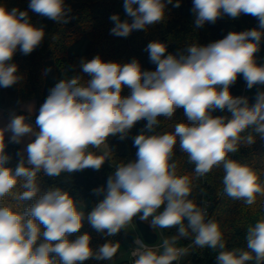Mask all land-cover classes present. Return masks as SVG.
<instances>
[{
    "label": "clouds",
    "instance_id": "obj_1",
    "mask_svg": "<svg viewBox=\"0 0 264 264\" xmlns=\"http://www.w3.org/2000/svg\"><path fill=\"white\" fill-rule=\"evenodd\" d=\"M168 4L172 0H124L131 22L111 15L110 34L126 38L133 30H147L165 19ZM173 7H180V0ZM29 9L60 24L72 19L65 0H30ZM192 11L196 28L214 24L224 15L237 19L241 14L255 17L258 27L229 32L206 46L189 44L177 54L167 53L163 42H150L145 51L156 65L154 71L144 70L135 58L127 63L106 62L99 55L82 58L80 69L90 79L75 75L58 81L36 116L38 131L26 115L14 113L0 128V202L9 194L22 202L34 201L22 212L0 204V264L113 259L120 248L118 241L94 249L88 233L69 239L82 228L85 212L60 187L41 194L39 176L55 179L89 168L99 171L105 161L113 162L109 137L119 134L121 140L126 139L141 120L146 121L144 131L133 138L136 159L115 164L106 186L92 190L103 199L87 214L91 226L115 236L138 216L153 230L175 229V235L164 238L158 249L136 237L133 264H180L190 255L189 248L206 247L216 252V264H264V218L247 227V250L228 249L219 223L190 198L192 180L178 175L173 159L178 144L195 165L196 178L222 168L224 192L231 199L251 207L258 196L264 197V182L255 170L230 155L241 145H253L256 136L264 138V91L256 94L251 105L247 96L230 91L241 75L247 89L264 85V65H258L255 58L264 37V0H193ZM45 37L44 28L33 25L27 10L0 5V88L23 79L12 62L16 52L31 54ZM125 87L130 90L127 96L122 95ZM178 109L183 110L184 121L171 132L157 131L160 118L171 119ZM216 110L230 116H213ZM9 132L10 142L16 144L26 135L34 136L27 144L26 157L24 150L17 153L20 159L14 169L6 166L11 159L5 152ZM18 183L23 191L15 193ZM190 236L191 245H179Z\"/></svg>",
    "mask_w": 264,
    "mask_h": 264
},
{
    "label": "trees",
    "instance_id": "obj_2",
    "mask_svg": "<svg viewBox=\"0 0 264 264\" xmlns=\"http://www.w3.org/2000/svg\"><path fill=\"white\" fill-rule=\"evenodd\" d=\"M72 11V19L66 24L54 22L29 9L30 0H0V5H5L9 10L19 8L27 10L31 22L36 27H43L46 37L42 44L31 54L24 55L19 50L13 57L14 63L18 65L19 73L23 75L20 83L16 84L17 101L27 102L30 99L45 101L49 90L61 79L80 75L88 80L90 77L82 73L80 60L82 58L91 60L99 55L104 61H115L120 63L130 62L132 59L139 60L144 70L154 71L156 65L149 59V53L145 51L146 46L153 41H160L167 45V53H182L189 44L197 43L206 46L211 42L223 39L225 35L213 23H206L200 28L194 25L193 0H180V7H173L177 0H172V4L166 7L165 19L160 23L151 25L147 30H133L126 38L117 37L110 34L114 27V22L110 16L118 14L121 20H129L124 10V0H65ZM216 22H225L235 32L249 30L258 27V21L251 15L241 14L239 18L232 19L227 15L222 16ZM86 43L81 51L74 52L72 46L79 43ZM166 53V55H167ZM258 65H264V37L260 43V51L255 54ZM51 68L55 78L54 85L47 87L48 71ZM48 88V91H47ZM230 91L234 96H247L249 104L255 103L256 94L264 91V85H256L252 89H247L246 82L242 75L231 86ZM130 90L125 87L122 95H129ZM213 116H230L227 111L216 110ZM183 110L178 109L171 119L160 118V125L157 131L171 132L177 123L184 121ZM146 121L141 120L130 130L126 139L121 140L119 134L109 137L108 143L113 150V162L105 161L99 171L91 168L74 172L69 177L62 174L55 179L40 174L39 186L41 194L52 187H60L75 197L79 206L85 212L82 228L78 233H73L69 239L74 240L78 235L90 234L91 246L95 249L108 241H118L120 244L126 239L133 238L131 233L122 229L115 236H108L105 232H97L87 220V214L91 212L95 204L103 199V196L95 195L92 190L100 186H106L107 178L115 168L114 165L121 162H128L136 159V147L133 146V138L144 131ZM248 131H251L249 129ZM247 133H242L246 135ZM254 136L256 134L252 133ZM7 147L5 152L11 159L6 165L15 168L20 157L19 144L10 142L5 138ZM173 159L178 163V175H188L193 184L192 196L195 202L201 206L204 195H211L213 204L210 207L208 218L215 219L221 228L224 240L228 249H246L245 234L249 225L261 218H264V197H257L255 205L249 207L242 201L233 200L224 192L222 178L224 175L222 168H214L202 177L196 178L194 173L195 165L188 162L186 153L179 150V145L174 149ZM231 158L241 163L247 164L257 173L261 182H264V138L256 136V142L251 146L241 145L239 151L230 154ZM67 177V178H66ZM22 183V181L20 182ZM23 189L18 183L13 192L19 193ZM34 201H19L9 194L0 204L11 207L14 211H23ZM43 231V226H41ZM166 237L175 235V229H162ZM43 237H41V240ZM192 242L189 238H182L180 246H188ZM187 260L191 264H216V252L210 248H191ZM116 255L111 261L96 260L90 258L82 264H128V260H118ZM186 260V261H187ZM254 264V262H249Z\"/></svg>",
    "mask_w": 264,
    "mask_h": 264
},
{
    "label": "rangeland",
    "instance_id": "obj_3",
    "mask_svg": "<svg viewBox=\"0 0 264 264\" xmlns=\"http://www.w3.org/2000/svg\"><path fill=\"white\" fill-rule=\"evenodd\" d=\"M216 27L226 36L229 32H233V30L228 26L225 22H215L214 23ZM86 43H79L74 46H72V49L74 52L81 51L85 48ZM51 69V68H50ZM48 79H47V87H50L54 85L55 78L53 76V71H48ZM48 91V88H47ZM16 94V100H17V90L16 85H13L9 88H0V104L2 106H5L6 108L14 109L16 105V100L14 99V96ZM48 96V94H47ZM46 96V98H47ZM83 209V208H82ZM81 209V210H82ZM126 230L131 233L132 238L135 239L137 236H140L139 230L136 227V225L132 222L130 223ZM132 240L130 238H126L121 244L119 248V253L117 256L118 260H128L131 259V248H132ZM185 264H191L188 260L185 262Z\"/></svg>",
    "mask_w": 264,
    "mask_h": 264
},
{
    "label": "crops",
    "instance_id": "obj_4",
    "mask_svg": "<svg viewBox=\"0 0 264 264\" xmlns=\"http://www.w3.org/2000/svg\"><path fill=\"white\" fill-rule=\"evenodd\" d=\"M14 99L16 100V94L14 96ZM43 103L44 101H39L38 99L35 98L30 99L27 102H18L16 100V105L14 109L6 108L5 106H2L0 104V128L5 127L9 123L11 116L14 113L16 115H26L28 117L29 122L33 124L35 130L38 131L39 129L35 126V120H36V116L39 114V109ZM29 106L32 107L31 112H29ZM10 136H11L10 132L5 134V138L10 139ZM33 139L34 136L26 135L23 138L22 142L19 144L20 151L24 150L25 157L27 155L26 152L27 144L30 143ZM90 150L96 151L95 149H90Z\"/></svg>",
    "mask_w": 264,
    "mask_h": 264
},
{
    "label": "built area",
    "instance_id": "obj_5",
    "mask_svg": "<svg viewBox=\"0 0 264 264\" xmlns=\"http://www.w3.org/2000/svg\"><path fill=\"white\" fill-rule=\"evenodd\" d=\"M202 178H203V180L205 181V176L202 177ZM212 204H213V198H212V196H211V195H204L203 198H202V201H201V206H202V207H206V209H207V213H208V214H209V210H210V207L212 206ZM149 219H151V217H150ZM185 223H187V220H185ZM154 231L157 233V241H156L155 243H152V244L147 243V242H145V243H147L148 246H149V247H152L153 249H158V248H160V245H161V243H162V240H163L164 238H166V236L164 235V232H163L162 229H155ZM137 237L142 238L141 235H140V236H137ZM142 239H143V238H142ZM143 240H144V239H143ZM134 241H135V239L133 240V246H132V248H131V259H130V261H128V264H133L134 259H135V258L132 256V250H133V248L135 247V243H134ZM191 243H192V242H191ZM191 243H190L189 245H191ZM189 245H188V246H189ZM188 246H186V247H188ZM190 249H191V248H189V251H190ZM187 257H188V256L184 257V258L180 261V264H185V262H186V260H187Z\"/></svg>",
    "mask_w": 264,
    "mask_h": 264
},
{
    "label": "water",
    "instance_id": "obj_6",
    "mask_svg": "<svg viewBox=\"0 0 264 264\" xmlns=\"http://www.w3.org/2000/svg\"><path fill=\"white\" fill-rule=\"evenodd\" d=\"M139 230L141 237L147 243H155L157 241V233L151 228L150 224L140 221L138 216L132 221Z\"/></svg>",
    "mask_w": 264,
    "mask_h": 264
}]
</instances>
